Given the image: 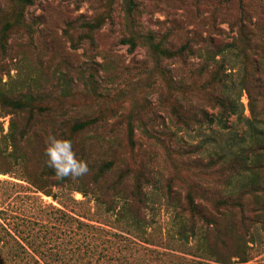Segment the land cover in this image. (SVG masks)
Masks as SVG:
<instances>
[{"label":"rangeland","instance_id":"obj_1","mask_svg":"<svg viewBox=\"0 0 264 264\" xmlns=\"http://www.w3.org/2000/svg\"><path fill=\"white\" fill-rule=\"evenodd\" d=\"M19 1L0 0V17L15 21L9 50L6 54L0 52V65H4L0 68V91L33 93L39 104L52 111L51 116L38 118L37 131L55 127L58 115L63 114L64 123L58 125L66 137H72L74 151L98 164L107 160L115 163L109 179H116L125 166L154 169L159 182L147 190V230L157 235L156 244L186 251L195 239L191 237L187 244L181 238L178 231L183 219L178 212L184 207L187 193L200 199L199 185L209 187L210 192L215 176L205 174L192 160L202 156L206 162L214 152L244 145L251 119L248 93L257 98V111L263 107L264 99L250 79L248 90L240 97L244 106L241 114L230 116L225 125L215 117L210 124L178 129L169 111L164 110L166 100L179 98L178 92L174 90L172 96L168 95L161 74L156 71V60L146 46L138 43L131 51L122 39L155 31L169 34L175 46L189 40L193 53L188 52L185 59L163 60L162 65L176 69L175 78L183 76L195 90L204 78L190 76L189 69L204 62L211 64L207 58L210 51L222 49L229 67L231 90L238 92L240 68L248 64L251 69L254 64L253 58L245 60L243 55L238 56L241 50L250 52L246 36L258 41L264 51V0H135L137 5L132 11L126 0H33L23 6ZM81 15L104 19L92 40L82 33L80 21H76ZM93 62L97 64L94 67ZM191 97L199 102L203 94ZM210 112L217 114L216 110ZM9 117H0V146ZM156 117L176 130L181 144L186 147L200 144L201 155L169 153L158 138L151 137V128L160 125ZM94 118L98 121L88 129L71 133L76 120ZM130 124L134 144L128 138ZM39 155H42L39 148L29 150L25 159L19 161L0 155V234L8 245L0 244V261L7 259L12 264L15 259L11 256L20 261L19 258L41 255L55 264L59 257L72 258L75 240L82 245V236L76 223L72 230L68 227L63 214L67 208L63 205L67 204L73 210L71 213L79 216L96 211L90 194L84 196L79 191L54 187L56 200L36 191L26 180L39 173ZM169 180L172 190L177 192L173 199L165 186ZM104 185L101 182L100 188ZM207 198L213 202L215 197L207 195ZM209 202L210 208L213 204ZM95 213L93 219L100 218ZM196 218L197 225L205 227V222ZM8 233L26 250L19 247L12 252L8 243L13 238ZM261 237L264 239V231ZM26 262L30 263L25 260L17 264Z\"/></svg>","mask_w":264,"mask_h":264},{"label":"trees","instance_id":"obj_2","mask_svg":"<svg viewBox=\"0 0 264 264\" xmlns=\"http://www.w3.org/2000/svg\"><path fill=\"white\" fill-rule=\"evenodd\" d=\"M32 2L33 0H20L19 4L23 6ZM126 3L129 11L135 9L137 5L135 0H126ZM76 21H80L82 33H87L92 40L93 33L102 27L104 19L101 16L87 18L81 15ZM14 26L15 21L0 17L2 54L9 50L10 34L14 31ZM247 41L251 45L250 52L241 50L238 56L243 55L245 60L253 58L254 64L250 65L251 69L248 64L240 68L239 91L233 93L229 83V67L225 63L222 49L210 51L207 58L211 64L203 61L202 65L189 69L190 76L204 78L199 89L195 90L186 83L183 76L175 78L176 69L162 65L163 60L185 59L188 52L193 53L189 40L175 46L169 40V34L160 35L155 31H148L139 37L133 35L122 39V43L128 44L131 51L138 43L146 46L156 60V71L161 74L168 95L172 96L174 90L178 92L179 98L166 100L164 109L169 111L173 118L170 119L178 129L210 124L214 122L215 117L220 124L225 125L224 122L230 116L241 114L244 106L240 97L242 92L248 90L250 79H253L258 88L259 97L262 96L264 99L262 58L264 51L259 42L256 40L253 42L250 36H246L245 42ZM218 55L220 57H217ZM96 65L94 62L91 63L92 67ZM1 67L4 65L1 64ZM198 93L203 94L201 102L194 101L191 97L194 95L197 97ZM248 95L251 119H248L250 131L247 142L236 149L214 152L209 155L206 162H203L202 156H194L201 155L202 146L197 144L186 147L181 144L176 130L168 128L164 120L160 121L156 117L160 125L151 128V137L158 138L169 153L187 157L193 155L195 158L192 162H197L199 164L197 166L202 167L205 174L215 175L212 190L209 192V187L203 188L199 185L202 187L200 194L197 195L200 199L193 193H187L183 202L184 207L178 212L180 219H183L178 231L181 238L187 244L190 243L191 237L195 239V243L188 245V249L184 251L156 244L154 238L157 235L147 230L148 219L145 211L149 200L147 190L149 187H156L159 182L154 176V169L125 166L119 176L111 180L108 175L115 165L112 160L98 164L83 159L78 151L73 150L77 159L87 164L88 172L74 180L57 179L53 170L45 164L43 150L44 142L50 134L72 142V137L70 135L66 137L58 125V122L64 123L63 114L58 115L55 127L37 131L35 123L38 118L51 116L52 111L39 104L33 93L0 91V117L10 116L8 130L1 140L0 155L19 161L25 159L29 150L39 148L43 157L39 155L41 158L39 173L26 181L31 183L36 191L52 196L56 200L54 187L79 191L84 196L90 194L97 207L93 213L86 212L79 216L72 214L73 210L68 208L67 204L63 205L67 208L63 214L68 227L72 230V225L76 223L83 244L77 245L75 240V248L72 249L74 256L59 257L55 264H264V239L261 237V231H264V105L257 111L255 107L257 98L250 92ZM204 104H207L208 109ZM210 110H216L217 114H212ZM97 121V118L76 120L70 131L80 133ZM128 138L134 144V129L131 124L128 127ZM101 182L105 183L102 188ZM165 186L169 191V197L175 198L177 192L172 190L170 180L166 181ZM206 194L214 196V201L209 202ZM73 200L76 199L73 197ZM208 202L213 204L210 208ZM95 212L99 213L100 218L93 219ZM196 217L205 222V227L197 225ZM8 234L13 238V242L8 243L13 249L12 252L19 247L25 249L11 233ZM5 243L7 245L6 238L0 234V244ZM11 257L15 259H11L14 260L12 264L25 260L31 264H54L46 256L41 255L29 256L25 260L19 258L20 261L15 256ZM0 264L10 263L5 259L1 260Z\"/></svg>","mask_w":264,"mask_h":264},{"label":"clouds","instance_id":"obj_3","mask_svg":"<svg viewBox=\"0 0 264 264\" xmlns=\"http://www.w3.org/2000/svg\"><path fill=\"white\" fill-rule=\"evenodd\" d=\"M45 164L57 179H76L88 172L87 164L77 159L72 142L55 135H48L44 142Z\"/></svg>","mask_w":264,"mask_h":264}]
</instances>
